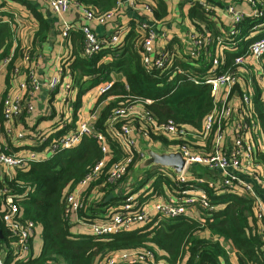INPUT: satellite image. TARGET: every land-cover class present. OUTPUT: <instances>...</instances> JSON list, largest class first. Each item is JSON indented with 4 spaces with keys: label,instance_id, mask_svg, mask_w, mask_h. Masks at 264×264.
<instances>
[{
    "label": "built area",
    "instance_id": "obj_1",
    "mask_svg": "<svg viewBox=\"0 0 264 264\" xmlns=\"http://www.w3.org/2000/svg\"><path fill=\"white\" fill-rule=\"evenodd\" d=\"M5 1L0 0V22L3 21L1 13L5 11L3 8ZM127 1L129 5L134 3L133 0ZM239 2H245L251 8L252 17L264 16L261 9L264 4L263 0H234L232 3H226L222 10L223 16L228 18L229 23L228 29L223 32L224 36L193 32L181 41L180 46L173 48H168L167 45L155 48L154 43L160 37L155 22L141 16L135 20V30L139 35L135 47L146 69L148 71L155 70L160 77L166 78L168 82L179 75L194 84L208 86L212 95L213 109L203 119L198 132L186 129L181 125L178 126L172 120L158 125L152 116L142 109L138 110L134 107L115 109L106 123L105 133L108 137L117 140L121 150L125 152L126 158L124 161L112 165L106 173V183L114 185L113 193L120 198V201L115 206L106 207L103 215L90 219V221H84L77 217V211L84 203L96 206L105 196V192L102 191L104 184L101 183L93 187L96 194L89 198L91 200L83 201L88 188L100 179L104 165L110 157L104 135L96 132L93 128L97 113H91L86 119L78 120L73 129H69L63 134L54 137L38 134L35 136L38 139L37 144L45 146L49 157L77 147L84 136H93L99 142L103 157L65 197L72 225L84 228L85 234L107 238L138 229L141 226H147L149 230H152L165 220L181 218L199 220L206 211L218 208V205L212 204L206 196L207 190L199 187L204 184L214 195L237 193L240 197L252 200L254 217L258 225L257 231L261 239L264 240V199L251 181L253 178L261 187H264V165L257 162L255 157L258 152L264 156V133L256 115L257 106L255 103V98L258 97L262 103L261 111L264 115V64L262 63L264 20L252 28L249 36L243 38L237 25L246 15L236 9L235 3ZM45 3L58 19L72 6L82 10V15L88 23L96 22L104 25L110 23L117 14V5L109 11L99 12L91 7H85L75 0H45ZM199 3L206 15L212 18V13L216 8L205 0H200ZM144 10L148 14L152 12L150 3L145 4ZM12 14L16 22V27L12 31L14 45L16 42L22 43L20 58L26 67V81L18 83L17 92L11 89V92L1 99L0 105L4 134L12 139L20 140L25 137V133L17 130L14 122L25 112L31 111L32 105L27 98L22 97L18 90H25L30 94L32 90L38 88L39 82L34 74L36 53L31 52L26 43L20 40L24 38L28 24L23 18L17 17V14ZM58 23L59 33L63 39L69 38L72 30L81 32L83 40L78 48L85 58H90L98 53L102 46L113 48L121 44L118 33L123 32V28H119V26L115 25L111 35L100 38L89 25L83 24L78 27L64 20H60ZM237 37L238 39H236ZM242 41L245 44L240 49L241 53L235 57L232 67L220 69V65L223 64L221 63L222 53L225 50H237L234 47ZM10 61L11 56L4 57L1 64L3 68ZM200 61H204L208 65L203 72H199ZM182 64H187V68ZM18 73V65L13 64L10 81L15 80ZM64 73L71 78L67 66L62 64L58 69V74L48 79L46 87L50 93L61 87V75ZM181 81L180 78L178 85ZM111 86L112 82L110 81L99 83L95 86L96 94L102 95ZM70 87L71 83L65 86L67 92ZM257 90H259V94ZM145 102L150 103L151 101L146 100ZM124 118L128 122L117 127L118 121ZM135 120L140 122V126L135 124ZM150 132L174 142L173 146L166 147L158 140L149 139ZM228 133L232 136V142L227 146L224 137ZM140 142L170 152L179 151L186 159V165L181 175L174 176L162 166H151L148 169L149 173L147 171L135 178L138 181L137 184L136 182L127 183L120 189L119 182L126 176L130 166H133V169L136 168L143 157L139 148ZM43 160L46 159L37 158L33 152L29 154V157L9 155L0 142L1 168H23L30 163ZM196 166L216 171L218 176L207 181L194 176L190 177ZM160 176L173 181V191L168 190L167 187H164V190L166 188L164 193L154 191V182ZM15 198L22 199L23 197L21 195L17 197L6 195L5 190H0V203L5 208L2 221L12 239L9 247L7 244L4 246L11 250L14 260H26L31 258V241L37 225L21 219L20 208L14 202ZM0 264H5V251L0 252ZM98 264L170 263L157 257L156 253L150 250H133L106 254ZM174 264L182 263L177 260Z\"/></svg>",
    "mask_w": 264,
    "mask_h": 264
},
{
    "label": "trees",
    "instance_id": "obj_2",
    "mask_svg": "<svg viewBox=\"0 0 264 264\" xmlns=\"http://www.w3.org/2000/svg\"><path fill=\"white\" fill-rule=\"evenodd\" d=\"M15 1L25 3L24 0ZM75 1L99 12L109 11L116 6V0ZM150 1L155 20H161L166 15V0ZM215 1L220 3L219 0ZM25 5L35 10L31 3ZM261 9L264 12V4ZM187 12L196 33L224 36V33L211 30L213 20L206 15L198 1H193ZM35 16L39 23L35 39L42 41L49 30V23L38 12H35ZM246 17L237 25L243 38L249 36L252 28L264 20V16ZM135 26L134 21L130 24L125 39L116 47L102 46V49L90 58L83 57L78 48L69 56L71 59L67 68L71 83L78 90L75 114L80 106L81 97L99 83L110 81L112 72L122 73L125 79L124 83L119 81L112 83L111 88L96 100L95 107L99 104L102 106L93 122V128L104 135L110 157L104 165L100 179L88 188L83 201L91 200L89 198L96 194L93 187L101 183L104 184L102 191L105 192V196L96 206L86 202L77 211V217L84 221L103 215L106 207L117 205L120 199L113 193L114 185L106 183V173L109 168L126 158L117 140L108 137L105 133L106 123L115 109L137 107L151 115L158 125L172 120L178 126L196 132L200 131L203 119L213 109L212 95L208 86L194 84L179 75L168 82L155 70L146 69L135 47L139 38ZM76 38L77 43L81 45L83 40L81 32L78 31ZM13 42L10 26L8 24L0 26V60L8 56L9 46ZM244 44L245 42L242 41L234 47L237 50H225L222 53L223 64L220 65V69L232 67L235 57L241 53L240 49ZM180 45L181 42H178L177 46ZM167 47H170V44ZM35 53L37 55L36 51ZM106 56L111 58L108 63L104 62ZM13 57L7 65L8 82H10ZM177 63L180 64L179 61ZM183 66L187 68V64ZM200 67L199 72H203L208 65L200 61ZM180 78L182 81L178 85ZM257 91L259 94V90ZM146 100L151 102L146 103ZM255 103L256 115L264 133V115L258 97L255 98ZM127 122L126 118L121 119L116 126L119 127L120 124ZM135 124L140 126L138 120H135ZM149 139L158 140L166 147H172L174 144L152 132L149 133ZM102 157L97 139L93 136H84L77 147L56 153L46 160L30 163L26 167L14 168V174L0 179V190H5L6 195L23 197L15 198L14 201L20 208L21 219L41 227L43 242L38 256L26 260H14L11 250L5 248L6 244L9 247L12 239L2 221L5 208L0 203V252L5 251V264H98L106 254L133 250H150L170 264H174L177 260L182 264H231L228 256L231 250L237 264H264V240L257 231L253 201L240 197L237 193L214 195L204 184L199 187L206 189L208 192L206 196L210 202L219 207L213 211H206L199 220L183 218L165 220L152 230L147 226H141L107 238L75 232L70 223L65 197ZM255 157L257 162L264 165V156L260 152ZM201 169L207 170L204 167H200ZM132 171L133 166H130L128 173L120 182H123L122 180L129 174L131 179ZM210 172L212 174L205 178L215 179L218 176L216 171ZM171 181L158 177L153 185L154 191L164 193L166 191L164 187L173 191L174 184ZM109 193H112L113 197L105 202Z\"/></svg>",
    "mask_w": 264,
    "mask_h": 264
},
{
    "label": "crops",
    "instance_id": "obj_3",
    "mask_svg": "<svg viewBox=\"0 0 264 264\" xmlns=\"http://www.w3.org/2000/svg\"><path fill=\"white\" fill-rule=\"evenodd\" d=\"M25 3H31L33 8H29L24 2L15 0H6L4 4L5 11L1 13L3 24H8L11 31L16 27L14 15L23 18L28 27L25 30L24 38L20 40L26 43L31 52H37L36 61L34 62V74L39 82V86L36 90H32L30 94L25 90H18L25 99L27 98L29 103L32 105V110L25 112L22 116L16 119L14 122L17 130L23 131L25 137L22 139H12L7 137L3 132V117L0 111V142L3 144L5 151L9 155H16L21 157H29L32 152L36 154L37 158L48 159V151L44 148L45 146H39L37 144L38 139L35 137L38 135H48L57 130L56 133L50 134L54 137L65 133L71 128H74L77 121L80 119H86L91 113H97L98 110L96 100L98 95L96 94L95 88L88 91L81 97V103L76 111V98L78 90L71 83V78L66 73L61 75V87L55 92L50 93L46 87V82L52 76L58 74V69L62 66L69 64V56L73 50H77L79 44L77 43L76 35L77 30H72L69 34V38L63 39L59 33V21L64 20L70 24L80 26L83 24L89 25V27L100 37L111 35L116 26L123 28V32L118 33L120 42L125 39L129 33V26L137 18L144 17L148 20H152L156 24V29L160 37L154 43L155 48L162 47L163 45L170 44V47L178 45V42L185 40L191 33L195 32V26L188 18V8L191 7L193 1L200 0H166V15L161 20H155L153 13L148 14L144 10L145 4L152 3L150 0H133V5H129L127 0H116L117 14L110 23L98 24L96 22H87L83 15L82 10L72 6V8L61 16L60 19L55 17L54 14L49 10L45 3V0H24ZM206 1V0H205ZM214 6L215 12L212 15L213 29L215 32L223 33L228 29L229 23L228 18L223 16L222 10L226 3H232L234 0H219L217 3L215 0H207ZM236 9L244 12L248 17L252 15L251 8L246 5L245 2L235 3ZM42 15L44 19L49 23V30L47 31L46 37L42 41L35 39V34L38 31L39 23L35 16V12ZM247 18V17H246ZM160 22V23H159ZM118 24V25H117ZM116 25V26H115ZM126 30V31H125ZM255 35V33H253ZM35 39V40H34ZM15 42V41H14ZM10 44L8 49V56L13 57V64L18 65L19 73L15 80L8 82V71L7 66L3 68L2 59L0 60V101L3 97L9 94L12 90H16L18 83L26 81V67L20 58V51L22 48L21 42H16L14 45ZM7 57V56H6ZM111 60L109 56L104 58V62L108 63ZM264 64V57L262 58ZM60 73V72H59ZM110 82L114 83L119 81L124 83L125 79L122 73L112 72L110 74ZM105 82V81H104ZM71 83L70 90L65 89L67 84ZM102 83V82H101ZM64 87V88H63ZM100 105V104H99ZM138 109L139 108H135ZM75 114V115H74ZM76 118H75V117ZM231 135L228 133L225 135V143L228 146L232 140ZM145 143V142H144ZM142 143L140 142L139 148ZM199 167V168H198ZM195 168L194 173L190 177L202 178L205 181L210 178L201 176L200 166ZM203 168V167H201ZM14 168H1L0 167V179L4 176L10 177L14 174ZM209 171V170H208ZM135 180L134 176H131L130 181ZM252 183L255 189L264 199V187H261L259 183L252 178ZM219 207V206H218ZM75 232H84V228L76 227L72 225ZM31 258L36 257L40 254L43 247L41 237V227L37 225L31 241ZM229 261L231 264H237L234 253L229 250L228 252Z\"/></svg>",
    "mask_w": 264,
    "mask_h": 264
},
{
    "label": "water",
    "instance_id": "obj_4",
    "mask_svg": "<svg viewBox=\"0 0 264 264\" xmlns=\"http://www.w3.org/2000/svg\"><path fill=\"white\" fill-rule=\"evenodd\" d=\"M140 150L143 157L136 166L134 178H138L140 175L147 172L151 166H162L169 170L174 176H179L186 165V159L182 157L179 151L170 152L146 144H142ZM112 197V193H109L105 198V202Z\"/></svg>",
    "mask_w": 264,
    "mask_h": 264
},
{
    "label": "rangeland",
    "instance_id": "obj_5",
    "mask_svg": "<svg viewBox=\"0 0 264 264\" xmlns=\"http://www.w3.org/2000/svg\"><path fill=\"white\" fill-rule=\"evenodd\" d=\"M101 106H102L101 104L97 106V110H98L97 112H99ZM56 132H57V130L53 131L52 133H56ZM52 133H48V135H50V134H52ZM144 144H145V143H143V145H144ZM48 157H49V156H48ZM197 167H198V166H196V167H194V168H197ZM198 168H199V167H198ZM135 169H136V168L133 169L131 176H134V171H135ZM148 173H149V171H148ZM200 174H201V176L206 177L207 175H211L212 173H211L210 171H208V170L201 169ZM122 181H123V182H120L121 184H119V188H120V189H121L122 186H126L127 183H131V182H132V183L136 182V184L138 183L137 179H136V180L133 179L132 181H130V174H129L125 179H123ZM118 201H120V199H119Z\"/></svg>",
    "mask_w": 264,
    "mask_h": 264
}]
</instances>
